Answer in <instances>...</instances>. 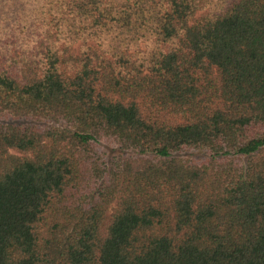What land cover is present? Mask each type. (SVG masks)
Here are the masks:
<instances>
[{
    "label": "trees",
    "instance_id": "obj_1",
    "mask_svg": "<svg viewBox=\"0 0 264 264\" xmlns=\"http://www.w3.org/2000/svg\"><path fill=\"white\" fill-rule=\"evenodd\" d=\"M0 264H264V0H0Z\"/></svg>",
    "mask_w": 264,
    "mask_h": 264
},
{
    "label": "rangeland",
    "instance_id": "obj_2",
    "mask_svg": "<svg viewBox=\"0 0 264 264\" xmlns=\"http://www.w3.org/2000/svg\"><path fill=\"white\" fill-rule=\"evenodd\" d=\"M3 121H6V119H2ZM41 126H48L51 125L52 123H38ZM98 145L100 147V149L102 151H104L106 153V155L108 156V158L117 155V154H130V152L127 151H122L114 142H112L111 140H100L98 142ZM175 155L178 156H182L185 158H202L205 157L207 154L204 151L201 150H186V151H182V152H177L175 153Z\"/></svg>",
    "mask_w": 264,
    "mask_h": 264
}]
</instances>
